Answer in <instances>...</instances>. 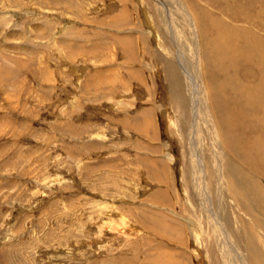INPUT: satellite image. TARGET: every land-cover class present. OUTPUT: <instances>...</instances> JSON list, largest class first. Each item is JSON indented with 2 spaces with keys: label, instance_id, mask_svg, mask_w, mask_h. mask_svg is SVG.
Segmentation results:
<instances>
[{
  "label": "rangeland",
  "instance_id": "374dc122",
  "mask_svg": "<svg viewBox=\"0 0 264 264\" xmlns=\"http://www.w3.org/2000/svg\"><path fill=\"white\" fill-rule=\"evenodd\" d=\"M248 1L0 0V264H250L193 160L191 88L207 78L195 61L210 25L181 19L228 24L219 12L259 5ZM258 8L236 24L264 42ZM219 146L218 177L233 176L263 216V173H235Z\"/></svg>",
  "mask_w": 264,
  "mask_h": 264
},
{
  "label": "bare ground",
  "instance_id": "6f19581e",
  "mask_svg": "<svg viewBox=\"0 0 264 264\" xmlns=\"http://www.w3.org/2000/svg\"><path fill=\"white\" fill-rule=\"evenodd\" d=\"M249 1L248 3L253 2V0L250 2ZM224 2L225 1L222 3ZM238 2L240 3V1ZM234 3L233 5H235ZM263 3L264 0H259L257 1V4L259 5L255 4L253 5L254 8H252V6L251 8L253 11L254 9L257 10L259 9L258 7L264 6ZM242 7H244V5H242ZM168 8L171 14L174 15L169 6ZM220 8L221 6L219 9ZM166 9L167 8H165V11H167ZM253 11L248 10V8L245 10H239L237 6L234 9L233 7L232 9L229 7L226 8V10L222 9V11L219 13L227 15L228 20H230V22H227L228 24H225L226 22H222L220 20V22L217 21V19L213 18V15L210 13H207V15L202 18L199 13L191 16L192 18L189 15L181 14V19L184 21L185 26L190 28V31H193V22H198V24L199 22L201 24L202 22L206 23V25L209 24L211 29H208V31L207 29L203 30V40L206 41L204 45V60L196 57L195 61L196 66L197 64L200 66L199 70H203V74L204 76L206 75L205 77L207 78L203 84L201 82V84H198V86H194V83H192L193 80L189 82V85H191L190 87L194 86L191 88L194 99V106L192 107L194 109H191L193 137H191L192 139L190 144L193 160L197 164L198 160L204 159V169H206V172L209 174V179L212 184L210 190L212 194L211 199L213 214H217L219 216V219H221L223 224L227 226L234 238L240 241L243 240L245 242L250 251V264H264V251L258 247L254 240V236L251 237L252 241L248 240V236L253 235L254 230L256 236H259V234L261 235L262 233L264 235V215L261 216L256 212V210L253 209V205L257 204V198L254 197L252 200L249 199V201L247 197V199H244V192L243 190H239L240 188H237L236 183L232 178L233 176L227 178L228 176L222 172L223 174L219 175L221 176L219 178V172H217V169H219L221 165L220 163L222 159L220 158L221 151L219 146L221 145V148L226 151V157L225 159L223 158L225 161L222 162L224 164L231 162L233 166L231 168H233L235 173L240 172L242 169L241 166H246L252 174L260 172L263 174H260L259 176L264 177L263 170L262 172L260 171L261 169H264V42L260 37L253 35L248 30L251 29L250 25L244 26L242 28L240 24H236L241 18L250 19L251 17H259V13L254 14ZM229 14H232L233 16L229 17ZM253 23L255 24V20ZM263 28L264 27H262V29ZM208 33L211 35L208 36ZM249 38L251 40H249ZM205 41H203V43ZM181 58L184 60L183 57ZM223 90H226V93L228 94L224 93L225 91ZM219 93L225 94L222 97V103L225 104L227 100L231 102L229 103L232 104L230 107L223 105V107L227 108L228 110H225L223 107H221L220 99L222 95ZM256 95L262 98L261 102V99H259ZM233 102L238 103V105L234 104ZM245 106H248V108L250 106L252 113L247 115L243 114L241 109ZM145 121L148 120L143 118L142 122ZM145 123L147 124V122ZM255 125H258V127ZM202 133L206 134L207 140L210 142L209 147L211 148L212 152L210 151V148H205L203 146V141L199 142V137L200 135L202 136ZM249 136L252 138V140H250ZM219 142L221 144H219ZM198 145L202 148V153H199L197 148ZM235 161L237 162L235 163ZM253 163H259L260 167L258 168ZM201 165L203 166V164ZM192 169V171H195L194 165ZM258 174H256V176ZM239 175L240 174H238L237 177H239ZM241 179L237 178V181ZM221 180H223L222 182H224V186L218 183ZM251 180L245 177V185H252V183L254 184V182ZM195 182L197 183V181ZM255 183L259 184V188L264 193V182L260 180L255 181ZM237 185H239V183H237ZM221 191H224V193L230 198H228V200L223 199L221 197L223 194H220ZM231 201H233L232 204ZM258 206L260 208L259 204ZM239 212L243 218L247 217L246 223L249 220V222L246 224L248 226L247 228H238L233 225L238 219ZM191 223L192 222L190 221L189 224ZM193 229L194 227H192V230ZM213 231L215 233V230ZM224 234L226 235V233ZM238 244L241 245L243 243Z\"/></svg>",
  "mask_w": 264,
  "mask_h": 264
}]
</instances>
